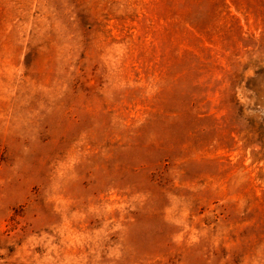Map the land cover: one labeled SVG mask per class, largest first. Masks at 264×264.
I'll return each mask as SVG.
<instances>
[{
	"label": "rangeland",
	"instance_id": "rangeland-1",
	"mask_svg": "<svg viewBox=\"0 0 264 264\" xmlns=\"http://www.w3.org/2000/svg\"><path fill=\"white\" fill-rule=\"evenodd\" d=\"M0 264H264V0H0Z\"/></svg>",
	"mask_w": 264,
	"mask_h": 264
}]
</instances>
